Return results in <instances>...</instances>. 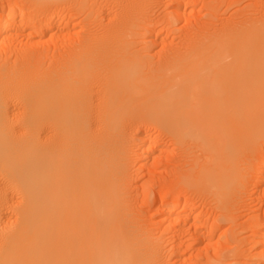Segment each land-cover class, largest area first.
I'll return each mask as SVG.
<instances>
[{
	"label": "bare ground",
	"instance_id": "1",
	"mask_svg": "<svg viewBox=\"0 0 264 264\" xmlns=\"http://www.w3.org/2000/svg\"><path fill=\"white\" fill-rule=\"evenodd\" d=\"M161 1L0 0V264H169L181 257L174 246L184 239L171 246L187 231L174 211L179 198L161 213L177 234L170 245L161 234L147 237L131 215L129 164L147 169L161 147L153 131L185 156L198 146L200 156L179 173L181 186L215 204L237 186L239 155L264 133V4L257 10L248 0L224 20L217 16L222 0H199L201 20L186 12L194 0H166V14L156 19L151 12ZM73 17L82 25L75 40L67 33ZM175 21L182 32L169 48L162 32ZM26 32L27 41L69 42L49 58L39 47H18ZM143 37L153 49L160 45L156 61Z\"/></svg>",
	"mask_w": 264,
	"mask_h": 264
},
{
	"label": "rangeland",
	"instance_id": "2",
	"mask_svg": "<svg viewBox=\"0 0 264 264\" xmlns=\"http://www.w3.org/2000/svg\"><path fill=\"white\" fill-rule=\"evenodd\" d=\"M162 1L160 3L161 5L160 4L156 5L157 4L156 3L154 5V7H156V8H153V7H152L153 9L151 8L152 9L151 15L153 16V12H154V17L156 16V19L160 18V17L164 16V14H166L165 8L163 9L164 5L166 4V2H165L166 0H164L163 2ZM192 1L193 0H191V2ZM222 1H220L221 5L218 6V15L217 16L221 15V17H219V18L220 19L224 18V20L226 19V17L231 18V17L237 15L236 13H241L238 11H240L243 7H245L246 5H248L250 3V2L248 3V0H241V1L237 0L238 2L236 0H229L230 3L228 0H222ZM258 1L260 2L261 0H256L253 3L255 6L257 5L256 7L254 6L255 9H257V7L259 5ZM263 1L264 0H262L260 2V6L264 4ZM192 3L194 5L193 8L192 9L190 8V10L188 9L186 12L187 13H190V12L193 13L194 12L196 15L195 14L192 15V13H190L193 17L198 19L202 16L201 20L204 19L203 15H205L204 13L206 12L205 11L206 9L204 7V3H200L199 0H194ZM241 4L243 5V7ZM244 4H246V5L244 6ZM225 5H226V7H225ZM6 6L7 5H5V7ZM239 6H241L242 8H240ZM259 7H258V9H259ZM261 7H264V5ZM239 8H240V10H239ZM234 9L238 10V11L236 12ZM219 10H221V11L219 12ZM163 11H165V12H163ZM161 12H163V13L161 14ZM155 13H156V15H155ZM197 14H200V16ZM230 14L232 16H230ZM63 15H65V14H63ZM154 17L152 19H154V21H156ZM73 19L75 20V21H73L74 27L72 28V26H71L69 28V30L67 31V33H70V35L73 37L72 38L70 36L72 39L76 38L77 35L79 37V33H81L80 31H82V30H80V29H82L80 19L79 18L75 19V17H73ZM152 22H153V20H152ZM177 22L178 21H175V23H173V25H172L173 28L170 30L171 32L169 31L168 35H167L168 30L162 29L163 30L162 33L164 34V35L162 34V36L165 37V35H166V37H168L167 39H169V40H166V38L164 39L166 42H168L167 43L168 45H169V43H172V44L174 43L173 46L176 44L178 45V40L176 41L178 36H176V35L178 34V32H180V33L182 32L181 29H182L183 25L180 24L182 22H180V21L178 23ZM154 23H157V26L161 24L158 21H156ZM154 23H151L152 26H150V27H154V29H157L156 28L157 26ZM178 24H180L181 26H179ZM160 26H162V25H160ZM159 29H161V28H159ZM178 29H179V31H178ZM75 32H76V35H75ZM26 34H27V32L23 34L24 37L21 36L20 38L17 39L16 44L19 45L18 47H20L21 45H22L21 47H23V46L26 47V44H28V46L30 45L32 47L36 46L35 49H37L39 47L38 50L42 49V51H45V54L47 53L49 58L51 56L53 58H54V56L57 57L58 56L57 53H60L63 50L64 45L67 42H69V41H67L68 39L64 42V41H61L60 38H59V40L56 38V41H54L55 38L53 40H49L48 35L41 37V38L31 37L32 38V39H30L31 42H28L30 40L28 39V41H27V38L25 36ZM73 34L75 35V37L73 36ZM144 40H145V42H144ZM148 40H149V38H148ZM148 40H147V37H146V39H145V37H143V41H141V42H142V44L146 43L145 46L147 45L146 47H147L148 51L146 50V53H147V55L148 54L150 55L148 58L152 61H156L157 58L160 56V54H158L159 56L156 55L157 53H160V51L158 52V50L160 49V47H158V46H160V45L155 46L154 48H156V49H153L152 43L147 42ZM159 40H158V42H159ZM0 42H1V40H0ZM149 43L151 46L148 45ZM162 43H163V45H166L165 42H162ZM172 44H171V46H172ZM171 46L169 45V48L173 47V46L172 47ZM157 47L159 48L158 50H157ZM154 51H156V53ZM155 58H156V60H155ZM138 126H140V125H138ZM140 127H142V126H140ZM137 128L139 129V127H136L134 132H136ZM142 128H140V129L144 130L146 133L147 130L142 129ZM144 131H142V132H144ZM137 132H139V131L137 130ZM142 132L140 131V133H142ZM156 133L157 132H154V131L152 132V138L153 139L155 138L157 142L159 141L160 144L159 143H157V144L161 145V147H159V149H158V147H156L157 150L153 149L152 150L153 152L151 151V155L149 154L150 160H148L146 163L148 165V166H146L147 169H144L145 166L142 164L141 161H138V163H137V161L136 162L130 161L131 165L129 164V170H130V173H132V176L130 174V178L132 180H129L128 191H129V196L132 195V197L130 196L131 197L130 199L131 200H132V198L135 199L134 201H132V203H130V204H133V206L130 205V207L132 208V209H130L131 215L134 216V217L132 216L133 218H135V216H136V218L138 217L135 220H137L136 222H139L138 224L143 226L144 230H146L145 233H146L147 237L154 240L155 238H159V235L161 234L162 236L160 238H163V240H165V241L167 240L165 243H167V244L169 243V245H170L171 239L174 237L172 235L173 234L177 235V234L172 232L174 230L172 228H174V227H172L168 222L163 223L164 220H163V216L161 215V213H162L163 209L166 207V204H168L169 202L174 201L175 199L179 198L178 199L179 204L177 205V207L175 206L176 208H174V211L176 212V214L175 213L174 214L178 215V213L181 212V216H182L181 222L179 220L180 224H178L179 222L177 224L181 225L182 229L185 228V230L183 229L184 231H186V230L187 231L185 234H183V236L182 235H180L181 237L175 236L173 238L174 241L173 242L171 241L172 242L171 246L173 247L174 244L176 245L177 243H180L182 239H184V240H182V242H184V243H182V245L177 244L176 246H174L175 248L178 249L181 257L177 258L176 255H175L176 256L175 257L174 255L171 254L172 256L177 258L178 262H176L177 260L174 259V257L168 258V259H166V261L170 260L169 262L167 261L169 264H177V263L179 264V261H181L180 264H203V263L205 264V262H207V263L212 262V264L213 263L214 264H238L240 262L239 264H244L245 261L246 262L249 261L252 264L253 263L254 264L255 263L256 264H264V256H263L264 252L262 253V251H264V249L262 247H264V246L261 247L260 244L257 245L255 243V242L259 241L260 243H262L264 245V229H263V227H264V136H263V134L264 133L261 134L262 138H260V136H259V138H256L255 141H253V143L251 144V146H249L250 148H248L244 152L242 151V153L239 155L238 162L239 161L240 162L237 163L238 164L237 167L239 168V169L238 168L237 169H238L239 173L237 172V174L239 175L240 178H238L237 186L235 185L234 188H231L232 190L231 189L227 190V194L224 195L225 197L218 198L219 199L218 203H217L218 206H217V204H215L216 201L214 203V200H212V197L209 194H203L204 192L200 193L199 191H197V192L195 191L193 193L192 192L193 190H191V189L189 190V187L185 188L188 185L185 184L186 186H184V185L181 186V184H180L184 181H181L182 180L181 178L183 177V175L181 176L179 173H181L183 170L187 171V169H188L187 166L191 163V160H192L191 157L193 158V156L194 157L200 156L198 146L192 144V149L188 153L190 155V157L188 155L185 156L184 154H181V152L177 149V147H175L173 145V142L171 140L164 138L162 136L160 137ZM142 135H145V134H142ZM181 155H183L187 158H183V156H181ZM189 159H190V161H189ZM141 164L144 166L143 168H142ZM240 165H241V167H240ZM140 168H142L144 170H142V169L140 170ZM185 171H183V172H185ZM178 175H179V177H178ZM177 183H179V184H177ZM130 188H131V192H130ZM173 198H174V200H173ZM226 198L228 200H226ZM211 201H213V202H211ZM225 201H227V203ZM230 202H231V204H230ZM183 203L187 206H184ZM188 208L191 211H189ZM183 209H185V211ZM132 210L134 213L132 212ZM134 210H136V211H134ZM190 212H191V214H190ZM197 213L199 214V217L197 219V222H198V220H200L199 223H196L192 220V215H194V214L196 215ZM185 214L189 215L191 220H189L190 218L189 219L187 218L183 221V219H184L183 215H185ZM192 221L194 222V224L196 223L199 225L197 226L195 224L197 227H194ZM182 222L183 223L186 222V224L184 223L185 226L182 224ZM168 225H170L171 228L170 227L167 228ZM204 228H205V230H204ZM209 228L211 229V231H209L210 230ZM175 230H177L176 227H175ZM196 231H197V233H196ZM193 232H195L197 235L194 234ZM209 232H210V234L208 235ZM194 235L196 237L198 235H202V238L204 237L206 239L204 240V238L203 239L201 238L203 240L202 242H200V241L194 242L193 239L196 238ZM207 235H208V239H207ZM187 236H188V239H186ZM177 238H179V239H177ZM186 240H187V242H186ZM163 245H164V241H163ZM178 245L180 247L181 246L182 247L180 248V247H178ZM192 246H193V248H192ZM168 247H170V246H168ZM168 247L165 246L166 249H168ZM172 247H170L169 249H171ZM189 247H191V248H189ZM260 247L262 248L261 251H260V249H261ZM168 250H166V251H168ZM171 251H172V249H171ZM171 251L169 250L168 253ZM183 252L185 255L183 254ZM243 254H244V256H243ZM169 255L170 254H168V256H167V252H166V257H169ZM225 255H227V256H225ZM237 255H239V256H237ZM233 256H234V258H233ZM242 257L245 259H243ZM226 258H228V259H226ZM182 259H185V260H182ZM207 259L209 262L207 261ZM235 259L237 260V262H235L236 261ZM174 261H175V263H174ZM182 261H184V262H182ZM251 263H249V264H251Z\"/></svg>",
	"mask_w": 264,
	"mask_h": 264
}]
</instances>
